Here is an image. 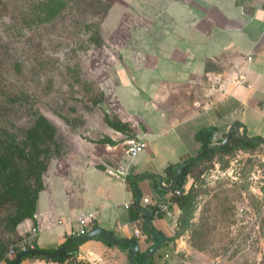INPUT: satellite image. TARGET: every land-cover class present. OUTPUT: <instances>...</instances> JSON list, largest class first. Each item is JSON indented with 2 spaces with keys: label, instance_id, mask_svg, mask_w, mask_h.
Returning a JSON list of instances; mask_svg holds the SVG:
<instances>
[{
  "label": "crops",
  "instance_id": "crops-1",
  "mask_svg": "<svg viewBox=\"0 0 264 264\" xmlns=\"http://www.w3.org/2000/svg\"><path fill=\"white\" fill-rule=\"evenodd\" d=\"M129 2L111 4L105 14L109 33L102 35L103 47L113 61L102 87L109 94L104 110L83 109L81 122L65 131L63 150L42 174L34 219L17 224L10 245L34 228L40 249L57 250L77 234L78 217L92 213L87 231L99 227L137 241L144 254L153 235L145 233V216L137 214L135 190L143 207L146 198L167 196L159 192V177L168 185L174 169L198 153L194 135L203 127L215 128L211 144L214 134L224 137L235 122L242 135L264 137V0ZM103 111L129 132L109 126ZM140 139L145 148L129 160L128 142ZM122 163L130 166L127 178L116 172ZM140 175L149 178L132 182ZM176 222L177 217L151 218L153 229L166 237ZM134 229L142 236H134ZM121 244L89 239L79 243L76 257L89 264H128L130 245ZM12 257L7 250L0 264ZM19 264L60 263L22 257Z\"/></svg>",
  "mask_w": 264,
  "mask_h": 264
},
{
  "label": "rangeland",
  "instance_id": "rangeland-1",
  "mask_svg": "<svg viewBox=\"0 0 264 264\" xmlns=\"http://www.w3.org/2000/svg\"><path fill=\"white\" fill-rule=\"evenodd\" d=\"M40 1L0 0V136L8 131L24 139L42 114L56 129V145L49 144L53 158L66 144L65 131L81 122L83 109L104 110L109 94L102 87L113 59L103 38L100 46L95 40L96 32L109 33L104 3L66 0L54 18L39 21ZM190 187L196 196L188 228L163 243L155 264H264V143L198 161L183 190ZM8 213L0 208V243L7 246Z\"/></svg>",
  "mask_w": 264,
  "mask_h": 264
},
{
  "label": "trees",
  "instance_id": "trees-1",
  "mask_svg": "<svg viewBox=\"0 0 264 264\" xmlns=\"http://www.w3.org/2000/svg\"><path fill=\"white\" fill-rule=\"evenodd\" d=\"M96 1L102 4L104 3V7L106 8L103 14L104 16L111 3L104 2L103 0ZM38 5H43L42 13L38 17L39 21H48L54 18L61 8L66 5V0H41ZM95 40L98 46L102 45L103 40L98 32L95 33ZM99 101L100 99H96L94 102L97 104ZM103 119L115 130L122 132H129L130 130L125 123L115 118H109L106 113H104ZM214 130V127H203L195 133L194 138L199 142L201 148L211 145V137ZM55 131L54 125L45 116L38 114L32 126L26 130L24 139H18L16 135L8 131H4L0 136V208H7L9 210L6 220L10 232H14L17 224L22 220L26 218L34 219L37 195L43 189L42 174L46 170L52 157L49 151V144H55ZM243 136L247 137L245 133ZM222 139L223 136L218 138L217 143L221 142ZM261 143H264V141L245 140L238 137L235 132H231L224 145L207 148L196 160L184 167L179 174L175 187V189L181 191V194L173 198L179 207L177 222L174 226V233L166 237L164 244L174 240L188 228L196 193L193 187L184 191L183 186L188 178L192 165L205 158L221 157L238 150H252L260 146ZM42 144L43 147H41ZM159 192L160 194H164L172 191L159 189ZM137 214L140 217H144L138 210ZM151 227L154 228L152 224ZM145 233L147 232L145 231ZM151 237L153 243L158 240L157 236ZM22 239L16 238L14 241L19 243ZM71 239L72 237L69 236L59 245V247L65 246V248L55 259L51 260L59 262L60 264H89L86 261L77 259L76 255L79 243L70 242ZM133 240L135 239L133 238ZM121 246L124 248L128 247L125 244H121ZM35 248L40 249L36 244ZM15 249L16 255L22 252L18 247H15ZM7 250V244L0 243V259L4 257V253ZM55 250L48 251L53 252ZM16 255L11 259H7L8 264H14ZM142 256L143 253L136 255L135 259L137 264H140ZM23 257L47 259L32 254ZM149 264H154V261L151 260Z\"/></svg>",
  "mask_w": 264,
  "mask_h": 264
},
{
  "label": "water",
  "instance_id": "water-1",
  "mask_svg": "<svg viewBox=\"0 0 264 264\" xmlns=\"http://www.w3.org/2000/svg\"><path fill=\"white\" fill-rule=\"evenodd\" d=\"M239 128H240V123L235 122L227 131V133L225 134V136L223 137L222 141L219 143H215V144H211L207 147L201 148L198 153L196 155H194L193 157L186 159L185 161H183L182 163H180L177 168L174 171V174L171 178V181L168 185H163L162 183V177H159V188L164 190V191H172L173 189H175L177 182H178V177L180 172L184 169V167L187 164H190L191 162H193L194 160H196L207 148H213V147H219L224 145L227 140L229 135L231 134L232 131H234L236 133V135L242 139L245 140H255V141H264V137L263 138H253V137H244L240 132H239ZM149 178L148 175H140L138 177H134L132 179V182H136L139 178ZM135 193L137 195V198L135 200V206L136 209L145 216L144 219V229L147 233H149L150 235L153 236H157L158 240L150 245L146 251L143 254L142 260L140 264H149L153 258V255L155 252H157L160 247L162 246V244L165 242L166 236L164 233H162L161 231H158L156 229H153L151 227V218L153 216V211L152 209H150L149 207H143L140 205V200H141V195L139 194V192L137 190H135ZM99 237L101 238L103 241L108 242V243H125L130 245V250L128 252V264H136L135 263V256L139 251V245L137 241H132L129 239H123V238H117L115 237L112 233L105 231L104 229H101L99 227H94L89 229L86 233L84 234H76L75 236L72 237L70 242H75V243H82L86 240L89 239H93ZM65 248V246H61L59 247L57 250L53 251V252H49V251H45L43 249H35V250H27L24 252L19 253L18 255H16L15 257V261L14 264H19L20 259L28 254H32V255H36V256H40V257H44L47 259H55L60 252Z\"/></svg>",
  "mask_w": 264,
  "mask_h": 264
},
{
  "label": "built area",
  "instance_id": "built-area-1",
  "mask_svg": "<svg viewBox=\"0 0 264 264\" xmlns=\"http://www.w3.org/2000/svg\"><path fill=\"white\" fill-rule=\"evenodd\" d=\"M250 58V57H249ZM219 137L214 134L213 135V142L217 143V139ZM145 148V141L143 140H137V141H129L128 146L125 150V153L129 160L133 156H135L137 153L141 152ZM130 166L129 164H120L116 172L123 178H127L129 175ZM181 194V191L178 189H173L172 192H169L167 196H165L163 199L152 201L148 198L144 199V202L148 205L150 209H152L153 214L164 216L166 218H172L173 220H176V217L178 215V208L175 206V202L172 200V197L174 195ZM92 213H83L81 214L78 219V225L79 229L77 231V234H84L87 232V226L88 222L87 220L89 218H92ZM134 236H142V232L138 229H134L133 231ZM35 237H36V230L33 228L28 235H26L19 243L16 245H10L8 249V253L12 256L16 255V249L15 247H18L22 252L27 250H35Z\"/></svg>",
  "mask_w": 264,
  "mask_h": 264
}]
</instances>
